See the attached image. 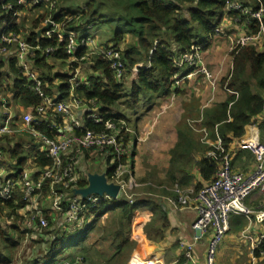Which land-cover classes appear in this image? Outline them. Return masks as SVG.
Instances as JSON below:
<instances>
[{
	"label": "trees",
	"instance_id": "obj_1",
	"mask_svg": "<svg viewBox=\"0 0 264 264\" xmlns=\"http://www.w3.org/2000/svg\"><path fill=\"white\" fill-rule=\"evenodd\" d=\"M66 1L57 0V11H48L45 5L27 9L18 5L17 0H0V21L2 19L6 20L7 32L21 34V27L17 25L16 21L18 16H13L14 11L27 9L26 12H36L29 20V33L23 37L31 46H40V49L34 51L31 63L33 68L39 72L42 80V90L47 96L55 100H68L70 98V74L61 72L62 69L60 68V70H57V74L53 75L56 64L61 67L62 65L66 66L68 71H73L75 68L79 69L85 64H79V62L68 64L65 39H60L55 35L47 39L43 33L38 34L42 22L49 15H52L56 22H63V14L66 12L61 9L60 5ZM106 1L108 3L112 2L121 11L120 17L109 19L115 21L102 20L106 18H101L98 15L99 3L96 0H87L83 10L66 13V15L72 17V20L66 25L76 29L73 23H78V19L94 24L115 23L112 27L113 42L111 45L121 52L125 67L123 77L121 79L115 78L109 62L95 56L87 62L91 72L85 82L75 88V94L89 108L92 107L91 102L95 103L97 112L104 120L112 121L116 126V130L120 131L119 135L121 136L125 134L123 123L128 120V117L124 111H119V101L123 100L125 108L134 114L139 108L142 96L150 102L153 95L160 97L177 93L178 89L173 86V76L180 74L181 68L176 66L175 60L181 58L185 53H190L192 48L199 44V39L202 36L206 44L209 43L214 35V29L222 26L227 0ZM8 3L13 4V9L4 11L2 6ZM244 5L248 4L245 3ZM251 5L253 9H257L260 5H264V0H254ZM258 28L259 24L254 22L253 32H257ZM125 34H130L133 40L126 48L121 49L120 43L122 44L125 41ZM47 48H51L53 51L46 54L45 50ZM82 53L81 50L76 55L80 57ZM231 56L232 66L230 72L221 81L216 82V86L227 92L226 99L206 109L204 108L200 117H198L201 118V126L208 132L210 142H215L219 137L223 150L229 153L234 150V141L245 133V127L261 113L264 103V50L259 52L255 46L247 45L239 48ZM5 58H0V82L2 78L11 81V85L8 86L13 91L15 100L22 106H37L41 100L31 89L30 82L21 73L16 60L7 57L9 65L6 68ZM50 60L54 63H51ZM184 66H186L185 63ZM195 69L196 67L188 68L186 72L189 74L192 70L194 72ZM126 72L135 74L128 91H125L123 80ZM56 79L59 82L55 84ZM229 92L235 94H229ZM261 124L264 125V123ZM84 126L96 131L103 128L102 125L94 124L91 120H85ZM36 128L46 130L45 124ZM127 136L124 135V148H126L128 142ZM199 147L200 145L195 139L189 124L183 122L178 125L176 143L170 150L169 166L165 180L160 183L162 185L160 192H154L151 189L145 196L134 197L132 204L126 199L102 202L89 212L93 214V220L86 223L83 229H64L60 224L56 223L53 226L49 221L47 229L40 231V233L37 232L36 240L31 239V242L39 245L34 248L23 264H130L131 254L137 247L138 242L130 236V225L136 216L138 205L143 204L149 207L152 216L150 221L144 224L143 231L148 237L151 233H155L157 237L154 238V241L156 242L163 239V232L166 228V215L161 198L156 197L155 194L160 196L172 195L170 189L174 185L181 188L189 187L195 179V172L200 175L205 184L214 180L219 160L212 157L199 159L197 157ZM9 154L11 158L16 159L17 175L21 174L26 162L22 148L16 146L14 150H10ZM244 156L245 160L243 161ZM253 159L254 157L250 151L237 150L233 153L232 164L235 167H246ZM128 160L127 155H123L121 162L122 164H128ZM34 163L40 167L50 166L51 160L45 156L44 152L39 151L36 153ZM109 173L111 171L108 172V175ZM200 183L195 186L196 191L203 186ZM81 184L84 185L85 183ZM24 205L25 202L19 192H16L14 200L0 201V219L12 220L14 224L2 226L3 223L0 221V264H12L13 262V249L18 241L9 238L4 228L8 227L18 234L22 233L17 225L21 218L16 215V210ZM105 214L109 220L102 224L105 229L109 230V233H105L106 230L103 229L104 231L100 234L103 227L99 231V226L97 234H100V240H110V254L96 249V241L99 239L92 242V236L88 234L95 223ZM159 222L161 226L157 229ZM80 231H83L80 237L77 236L76 239H71L72 235ZM261 251H264V242L258 249L253 251V255L260 257L262 256Z\"/></svg>",
	"mask_w": 264,
	"mask_h": 264
},
{
	"label": "built area",
	"instance_id": "obj_2",
	"mask_svg": "<svg viewBox=\"0 0 264 264\" xmlns=\"http://www.w3.org/2000/svg\"><path fill=\"white\" fill-rule=\"evenodd\" d=\"M17 4L27 9L45 5L48 11H57V0H17ZM2 9L10 11L13 9V4H4ZM27 9L14 11L13 16L19 17ZM224 15V18L233 15L238 21L245 20L249 29L243 34L230 38L231 54L247 45L262 47L264 5L253 9L238 0H227ZM62 20L63 22L58 23L52 15H49L42 22V27H46L42 33L47 39L55 35L66 40L65 52L68 55V64L87 63L97 56L109 62L115 78L123 77L125 67L121 52L117 48L110 44L97 43V45L93 34L79 35L78 30L66 25L72 20V17L66 13L63 14ZM254 22L259 24L257 32L252 30ZM223 25L214 29V35L228 38L229 35L224 33ZM6 27L7 22L2 19L0 21V58H5L11 49H15L13 58L18 68L41 100L37 106H31L30 111L22 113L20 130L29 134L38 144V152H44L45 156L51 160L50 166L40 167L34 163L36 157L34 155L31 164H27L21 174L16 176L7 175L6 171L0 168V201L14 200L16 192H19L25 202L23 207L16 210V215L21 218L17 224L20 230L26 233H40L47 229L49 221L53 226L58 223L64 229H83L86 223L93 220V214L89 213L91 210L102 202L113 200L105 193L102 196L91 194L85 198L75 193L76 189L87 187V173L93 172L79 171L78 164L85 154L88 155V161L104 157V162L108 165L104 171L107 183L119 186L117 198L114 200L126 199L132 204L137 194L131 190L138 188L139 184L133 176L130 165L121 162L125 155L122 141L125 138H120V131L116 130L112 121L101 117L93 102H91V108L77 115L78 107L83 104V101L79 100L75 94V88L83 83L78 79L79 69L75 68L69 72L70 98L68 100H55L47 96L42 90L39 72L33 68L31 63L34 51L40 49V46H31L21 34L7 32ZM198 45L194 46L190 53L181 56L188 68L196 67V69L185 76L176 75L175 83L177 79L179 83L186 78L201 75L204 81L215 87L216 81L203 66L199 54L202 48ZM81 50L83 53L78 57L76 54ZM52 51L51 48H47L45 53L49 54ZM9 102H11L9 96L7 98L0 91V108L7 111ZM12 120V115L8 113L3 123L0 124V161L3 156V142L19 131L13 127ZM85 120L102 125V130L86 128ZM194 122L201 123V119L190 124L192 129L197 130ZM262 122H264V103L261 113L252 119L244 136L234 141L235 147L232 152L223 150L219 137L215 142H210L214 150L208 156L219 160L212 182L204 184L197 191L195 188H181L174 185L170 189L172 195L164 197L165 202L174 209H189L194 213L191 239L178 241L179 250L186 263L196 264L194 248L205 239L207 242L205 264H216V246L229 232V219L233 214L244 216L247 219L253 215L255 222L260 225V234L254 242L253 251L264 242V211L251 210L245 204L246 199L256 190L264 192V140H261L256 128ZM42 124H45L46 130L36 128ZM199 131L204 137L208 136L207 130L203 127ZM237 150H248L254 157L252 165L246 170L235 168L232 164L233 153ZM109 171L111 173L108 175ZM83 182L84 185L81 184ZM3 223L14 225L12 220H5ZM32 238L35 239L33 236ZM260 254L264 255V251Z\"/></svg>",
	"mask_w": 264,
	"mask_h": 264
},
{
	"label": "rangeland",
	"instance_id": "obj_3",
	"mask_svg": "<svg viewBox=\"0 0 264 264\" xmlns=\"http://www.w3.org/2000/svg\"><path fill=\"white\" fill-rule=\"evenodd\" d=\"M87 0H67L66 2L61 3L60 7H63L64 9H69L68 11H74L78 12L84 9L85 3ZM97 3L100 5V9L98 12V15L101 16V18L104 21H110L109 19H115L116 17H120L121 11L118 10L117 7H115L112 2H107L106 0H96ZM67 7V8H66ZM34 13L36 12H26L24 11L21 13V17L19 19V25L21 27V35L24 36L27 33H29V27H30V18L34 16ZM38 15V14H37ZM79 18V16H78ZM231 18V17H229ZM228 18V19H229ZM88 21L83 20L80 21L78 19V23H73L74 27L81 25L82 27L78 28V34L80 35L83 30L86 28L87 31L91 27V24L93 26L92 33L94 36H96V44H112V27L115 25V23H87ZM101 22V21H99ZM91 23V24H90ZM238 23V22H236ZM78 24V25H77ZM104 24V25H103ZM239 26L235 24V22L228 23L226 25H223V30L226 35H233L236 32V29H238ZM77 29V27H76ZM94 30V32H93ZM106 38L110 39L107 40ZM203 36L199 39V45L201 46L202 50L199 51L201 61L204 62L203 66L206 68V70L210 73L212 76V79L214 81L218 82L221 81V79L226 76L230 70H231V53L230 50L228 53L225 50L226 46V38H223L221 36L213 35V37L209 40V43L206 44V42L203 40ZM132 36L130 34H125V41L120 43V48H126L130 43H132ZM97 44V45H98ZM206 45V46H205ZM229 49V43L228 47ZM180 61L183 63L182 58H179ZM51 63H54L50 60ZM184 64V63H183ZM86 66L85 64L82 65ZM57 68H60L61 66H58L56 64ZM57 68L55 70H57ZM193 72V70L191 71ZM190 72V73H191ZM185 74H177L179 77L185 76ZM87 75V74H86ZM176 76V75H175ZM173 76V77H175ZM195 79L193 78L189 83H183V80H181L179 83L175 80H173V86H176V88L179 90V94L171 93V97L168 96L166 98L161 97V102L159 104H154L152 109L145 111L143 115L137 117V115L133 114L131 111H129L127 108H125V105L123 104V100H120L119 105V111L123 112L125 111V114L130 119V121H126L123 123L124 125V132L130 136L129 140L130 143H134L132 153L134 154L133 160H128V164L130 165V162H133V167H131V171L133 172V176L136 179V181L139 184V187L131 190L136 192L137 196H145L149 191H156L160 192L162 189V185L160 184L162 181L165 180V170L167 167V161H168V150L173 144V137H175V130L177 129L178 125L182 124L183 122H187V124H193V121H196L198 117H200L203 109L208 108L215 105L217 100L213 99V97L209 96L210 91L204 88V84H202V79L200 78V75L195 76ZM135 78V74L131 73L128 74L126 72L123 80H124V88L125 91H128V89L131 86V80ZM203 78V77H202ZM174 79V78H173ZM204 80V79H203ZM193 81V82H192ZM187 84V85H186ZM209 86L212 87L209 83ZM198 90V94L197 91ZM201 93V94H200ZM8 96H14L13 91H8ZM200 94V95H199ZM179 95V96H178ZM176 96V97H175ZM173 97V98H172ZM159 98V97H158ZM157 98H152L153 102L156 101ZM175 99V100H172ZM186 100V101H185ZM174 101V102H173ZM178 101V104L175 105V103ZM211 101V102H209ZM173 102V105H172ZM206 102H209V106L202 107V105ZM147 105L149 102L145 100V97H141V102L139 105ZM152 104V102H150ZM201 112V113H200ZM6 112L0 108V122L2 123L4 121V118L6 117ZM138 119V120H137ZM175 129V130H174ZM260 132L262 133L264 137V127H260ZM125 133V134H126ZM260 133V136H261ZM121 135L120 138L123 139L124 135ZM28 142H25V145L33 144L36 145L35 140L32 137H28ZM123 141V140H122ZM112 160V158H110ZM129 159V158H128ZM100 160L96 159L90 160L86 163V167L89 169V171H97L98 173H103L106 168L108 167L107 164H104L101 168L100 166ZM252 162V161H251ZM251 162L249 164H251ZM112 162L110 163V165ZM248 164V165H249ZM236 168V167H235ZM143 183V184H141ZM190 187V186H189ZM193 188V186H191ZM257 194V195H255ZM255 195V196H254ZM253 199L252 202L257 203L261 205L262 209H264V192H260L259 190H256L253 192L248 198ZM247 206V203H245ZM144 205L139 204L137 207V211L142 209ZM248 207V206H247ZM250 208V207H248ZM251 210H254V208H250ZM112 217L110 216V219ZM108 216L106 217V214L102 216L94 225L92 229L89 231V236H92L91 241L94 242L95 240L99 239V235L102 233V231L106 230L105 233H109L108 229H105L103 227L102 223H105L108 221ZM0 221L3 223L5 222V218H1ZM134 221V220H133ZM140 222H138L136 219L134 223H131L130 225V236L133 235V228L136 227ZM2 226H6L3 225ZM100 226V227H99ZM104 226H106L104 224ZM99 227V228H98ZM103 227V228H102ZM97 228L100 231L102 228L100 234H97ZM8 237L13 239L14 241H18L17 245L13 249V262L12 264H23L24 261L28 259V256L30 253L33 252L34 248L38 246L39 244H35L31 242V239L33 237H36V234L20 231L22 233L18 234L17 232H14L11 230V228L5 227ZM104 229V230H103ZM83 231H80L79 233H76L75 235L71 236V239H76L77 236H81ZM226 235V234H225ZM218 242L216 249H215V262L217 257V251L220 247L219 245L223 242L224 237ZM134 238V237H133ZM148 241H153L154 239V233H151L149 237H146ZM36 240V239H34ZM205 239L203 240V242ZM109 239L105 240H97L96 241V249L100 250L103 253L110 254L109 249ZM138 244V242H137ZM199 252V250H198ZM264 256V255H262ZM63 259V258H62ZM80 260V258L78 257ZM139 260H143V255L134 252L131 254L129 263L130 264H137ZM202 259V262L206 263V260ZM184 263H186V260H184ZM66 264V263H65ZM259 264H264V257L261 259V262Z\"/></svg>",
	"mask_w": 264,
	"mask_h": 264
},
{
	"label": "crops",
	"instance_id": "obj_4",
	"mask_svg": "<svg viewBox=\"0 0 264 264\" xmlns=\"http://www.w3.org/2000/svg\"><path fill=\"white\" fill-rule=\"evenodd\" d=\"M238 1L243 3V4H245V3L248 4L247 6H250V7H252L251 4L254 3V0H238ZM61 9H63V11L66 13L72 12V11H68L69 9H64L63 7H61ZM20 17L21 16L17 17V20H16L18 26H20L19 25ZM223 17H224V15H223ZM229 17H231V18H229ZM229 17H228L229 19L223 18L222 24L226 25L228 23L235 22V24L238 25L239 28L236 29V32H232V33H234L233 35H229L228 38H226L227 44L225 46V50L227 53L229 51V49L227 47H228V43H229L230 38H233L235 35H238V34L240 35V34H243L247 31H249L248 24L245 20L244 21L243 20L238 21L237 19H235V17L233 15H231ZM236 22H238V23H236ZM76 27L80 28L82 26L79 25ZM91 27L92 28H89L88 31L85 28L81 34H86V33L95 34V33H92V29H93L92 24H91ZM78 28L76 30H78ZM20 30H21V28H20ZM93 32H94V30H93ZM106 39L110 40L108 38H106ZM256 49L259 52H262L264 50V46L262 45V47H256ZM14 55H15V49H11L9 51V53L6 54V58L8 57V59H13ZM8 62L9 61H7V59H6V62H5V65L7 66L6 68H8V65H9ZM175 63H176L177 67L180 66L179 68H181V72H179L180 74L187 73L186 71L188 70V68L186 66H184V64L180 61L179 58H177L175 60ZM231 63H232V58H231ZM85 64H86V66H83V67L81 66L78 70V79H80L82 82H85V80L87 79V76L91 72L89 67L87 66L88 63H85ZM203 64H204V62H203ZM56 68L57 67H55L53 69V75H56L57 70H60V68L62 69L61 72H63V73L66 72L68 74L70 72V71L66 70V66H64V65H62V67L57 68V70H55ZM58 73H60V71H58ZM193 78L195 79L196 77L194 76V77L186 78V79H184L183 83H188V82L191 83L190 81ZM200 78L202 79L201 83L204 84L203 86L206 89V91L207 90L210 91L209 96L213 97V99H216L217 100L216 102L220 103L226 99L227 92L220 89L219 86L210 87L209 83L204 81L202 76H200ZM194 81L196 82V79ZM58 82H59V80H57V79L54 81L55 84ZM10 83H11V81L8 79H5V78H2V80L0 82V84H1L0 90L5 96H7V98H8V94H7L8 91H11V88L8 86V85H11ZM6 88H7V90H6ZM5 90H6V92H5ZM196 92L198 94V90ZM230 93L231 92H229V94ZM174 94L177 95L179 93L177 92ZM231 94H233V93H231ZM168 96L171 97V95H168ZM168 96L162 95L158 98V97H156V95L155 96L153 95L152 98L153 99L157 98L156 101L153 102V100H151L150 102H152V104H150V102H149V104H147V105H144V104L139 105V108H137V111L134 114L137 115V117L141 116V114L143 115L144 113H146L145 111L152 109L154 104H156V103L159 104L161 102V100H160L161 97L168 99L169 98ZM172 100H175V99H172ZM9 101H11V102H9L8 110L5 111L7 113L6 117H7L8 113H9V115H12V118H13L12 125H13V127L19 129V131L16 132L15 134H13L11 137L6 138L5 141L3 142V144H4L3 156H2V160L0 161V168L5 170L7 175L16 176L17 171H18V167L16 164L17 162H16V159L11 158V156L9 154L10 150H14L16 148V146H20L22 148V150L24 152L23 155H25V158H26V162H25V165L23 167V169H24L27 164H31L30 162L32 161L33 156L36 155V153L38 152V144L33 145L30 143L28 145H25V142L29 143L27 139H28V137H31V136L29 134H27L25 131L20 130V127L22 125L21 115L23 112L30 111L32 109L31 106H27V107L22 106L18 101L15 100L14 96H10V95H9ZM173 102H172V105H173ZM209 102H211V101H209ZM209 102L204 103L202 105V107L209 106ZM177 104H178V101L175 103V105H177ZM88 109H89V107L87 104H82L80 107H78L77 115L78 114L80 115L81 112H86ZM124 113H125V111H124ZM5 118H4V120H5ZM199 119H201V118H197V120H199ZM127 121H130V119L128 118ZM262 123H264V122H262ZM0 124H1V122H0ZM248 125H250V123ZM248 125L245 127V131L249 127ZM194 126L197 128V130L192 129V131L194 133L195 139L197 140V142L200 145L199 151L197 152V157L199 159L209 157L208 154L212 151L213 145L210 143V140L207 138L208 136L204 137L202 132L199 131V129L202 128L201 123L194 122ZM262 126L264 127V125H262L260 123L256 127L259 131V134L261 133L260 127H262ZM126 136H127V133H126ZM243 136H244V134H243ZM129 138H130V136H127L128 142H127V145L125 148V155H127V157L129 158V161H130V160H133V158H134V154L132 153L134 143L133 144L130 143ZM173 138H174L173 144L170 147V149L168 150V161H167V167L165 170V175H166V172H167V169L169 166L170 150L173 148V146L176 143V130H175V137H173ZM260 138H261V140H264L262 133H261ZM209 148H211V149H209ZM97 159L98 160L100 159L99 163L101 165L100 167L102 168L103 165L105 164L104 157L101 156V158L98 157ZM244 160H245V156H244L243 161ZM87 162H89V161H88L87 155H85V157H83L78 164L79 171H82V172L89 171V169L86 167ZM251 165H252V162H251V164L247 165L246 167H237L236 166V168H238L240 170H246ZM130 167H133L132 161L130 162ZM93 172H97V171H93ZM194 175H195V179H194L193 183L190 185V187L193 186V188H195L197 183H200V182H201L200 184H202V185L205 184L197 172H195ZM141 184H143V183H141ZM255 195H257V194H255ZM155 196L161 198L160 200L162 201V207H163V210L165 211V215H166V228L164 229V232H163V235H164L163 239L156 241V242L154 241V239H152L153 240L152 242L148 241V239L146 238L147 236L144 234L143 227H144V224H146L147 222L150 221L152 214H151L149 207L147 205H144V207L142 209L137 211L136 216L134 218V221L136 219L140 223L138 225H136L135 228H133L132 238L134 237V239L136 241H138L137 247L135 248L133 253L138 252V253L143 255V260H139L138 264H191V263H184L182 254H181L179 247H178V241L191 239V237H192L191 224H192V221L194 219V213L189 209L176 210L173 207L169 206L164 200L165 195L160 196L159 194H155ZM252 200H253L252 198L249 200L246 199L245 203H247L248 207L254 208L256 211H257V209L264 211V209H262L261 205L252 202ZM134 221H132V223H134ZM160 226H161V223L159 222V226H157V229H159ZM259 234H260V225L257 222H255V218L253 215L249 219H247L246 217L241 216V215H236V214L231 215V217L229 219V232L225 235L223 242L219 245L220 247L218 248V251H217L216 264H259V262H261V259L264 256L255 257L253 255L254 242L258 238ZM156 237L157 236L154 233V238H156ZM206 244H207V242L202 241L201 243H199L195 246L193 253H194V261L196 264H203L202 259L203 258L205 259ZM198 250H199V252H198ZM204 264H205V262H204Z\"/></svg>",
	"mask_w": 264,
	"mask_h": 264
},
{
	"label": "water",
	"instance_id": "obj_5",
	"mask_svg": "<svg viewBox=\"0 0 264 264\" xmlns=\"http://www.w3.org/2000/svg\"><path fill=\"white\" fill-rule=\"evenodd\" d=\"M46 27L38 30L40 35ZM87 187L76 189L75 193L82 197H87L91 194L102 196L104 193L109 195L113 200L117 198L119 186L113 183H107L106 173L88 172L87 173Z\"/></svg>",
	"mask_w": 264,
	"mask_h": 264
}]
</instances>
